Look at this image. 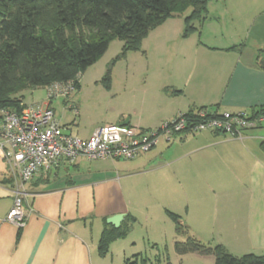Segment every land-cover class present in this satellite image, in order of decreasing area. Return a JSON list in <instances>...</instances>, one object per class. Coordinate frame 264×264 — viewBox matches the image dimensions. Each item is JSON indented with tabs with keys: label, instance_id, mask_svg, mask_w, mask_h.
<instances>
[{
	"label": "crops",
	"instance_id": "obj_1",
	"mask_svg": "<svg viewBox=\"0 0 264 264\" xmlns=\"http://www.w3.org/2000/svg\"><path fill=\"white\" fill-rule=\"evenodd\" d=\"M208 11L189 38L182 37L178 16L152 32L154 43L142 51L147 58L162 54L170 78L159 73L163 92L150 110H122L113 125L128 120V126L158 130L165 121L202 108L251 114L264 106V0H223ZM44 104L53 108V102ZM98 127L75 132L72 126L70 132L86 140ZM87 161L60 162L49 181L40 174L26 184L28 217L18 228L5 220L14 205L15 177L2 170L0 158V264H127L125 254L117 257L118 240L106 254L100 242L112 228L108 218L123 214L121 225H129L134 217L117 197L133 194L123 181L135 177H146L144 191L157 194L163 181L174 182L177 196L188 202L192 226L224 236L221 245L234 256H264V123L241 138L210 131L178 135L134 160L122 159L121 166L119 160ZM99 161H111L117 177L88 167Z\"/></svg>",
	"mask_w": 264,
	"mask_h": 264
},
{
	"label": "trees",
	"instance_id": "obj_2",
	"mask_svg": "<svg viewBox=\"0 0 264 264\" xmlns=\"http://www.w3.org/2000/svg\"><path fill=\"white\" fill-rule=\"evenodd\" d=\"M207 7V0H0V109L24 110V99L15 95L26 86L72 83L79 89L80 75L107 52L111 42H123V56L141 51L151 31L192 8L182 34L189 38L198 31L194 21L203 23ZM251 114L264 116V106ZM50 177L46 174V181ZM169 216L177 234L187 236L175 243L178 254L212 255L215 264H264V256L236 257L223 245L201 244L189 235L179 215L169 212ZM134 220L128 218L129 225L125 222L104 232L100 251L106 254L112 242L125 238Z\"/></svg>",
	"mask_w": 264,
	"mask_h": 264
},
{
	"label": "rangeland",
	"instance_id": "obj_3",
	"mask_svg": "<svg viewBox=\"0 0 264 264\" xmlns=\"http://www.w3.org/2000/svg\"><path fill=\"white\" fill-rule=\"evenodd\" d=\"M207 1V10L210 9L211 12L223 5V0ZM191 12L192 8H188L182 14L177 15L181 18V26H184L183 32L186 28L185 18L190 16ZM208 14L209 11L203 17H208ZM199 23V21H194L195 25ZM161 26L163 24L149 33L143 41L144 46L154 43L149 37ZM122 50V41L111 42L107 52L80 75V87L79 89L75 87L72 91L71 101L69 99L66 103L62 97L52 100L56 118L62 125L73 126L75 132L85 131L95 125L104 126L117 123L115 119L120 117L122 110L126 113H134L137 109L141 113L151 109L156 96L163 92V89L158 87L160 84H157V81H164V79L160 80L159 73H162V76L167 75V79L170 78L169 64L159 53L155 57L151 53L150 58H147L142 50L129 52L125 56L122 55ZM151 59L158 62L155 64L151 62ZM149 69L152 70L154 76ZM46 88L34 89L26 86L15 96L22 97L27 104H32L39 98L42 100L36 103H44V101L47 102ZM168 90L169 88H164V91ZM71 106L74 108L72 109ZM122 162L121 160L115 161L119 166ZM92 165L98 166L99 170L104 173L103 176L113 174L111 176L117 177L111 161L90 163L88 167L91 170L94 169ZM1 166L4 172L11 174L6 164L1 163ZM83 167L85 170L86 165ZM91 170L87 168L88 173ZM145 181L146 177L124 180V186L130 187L133 194L124 196L121 193V196L117 197L118 201L116 200L121 205L123 204L124 209L131 212L135 219L130 225L128 235L119 239L115 245L119 260L125 254L132 264H215V258L212 255L204 256L198 253L180 255L177 253L175 243L186 241L187 236L177 234L176 223L169 216V212L180 215L182 223L187 226L189 235L201 244L214 248L222 244L224 236L208 235L191 225L192 220L188 216V210H190L188 202H183L182 197L177 196L174 182L170 184L166 181L164 184L163 181L162 186L157 188V194L155 190L151 192L145 190L147 193L144 191ZM235 256L243 257L244 255L235 254Z\"/></svg>",
	"mask_w": 264,
	"mask_h": 264
},
{
	"label": "built area",
	"instance_id": "obj_4",
	"mask_svg": "<svg viewBox=\"0 0 264 264\" xmlns=\"http://www.w3.org/2000/svg\"><path fill=\"white\" fill-rule=\"evenodd\" d=\"M75 86L55 83L46 88L47 102L62 97L69 100ZM73 109L74 106H71ZM77 112V110H76ZM264 123L244 112L211 113L202 108L195 115L179 114L158 130H141L128 125L98 127L89 139H82L62 125L53 108L44 103L27 105L17 112L0 109V158L15 177L14 205L5 220L18 228L27 221L26 184L40 174H52L60 162L75 163L79 158L134 160L178 135L220 132L241 138L246 130Z\"/></svg>",
	"mask_w": 264,
	"mask_h": 264
},
{
	"label": "water",
	"instance_id": "obj_5",
	"mask_svg": "<svg viewBox=\"0 0 264 264\" xmlns=\"http://www.w3.org/2000/svg\"><path fill=\"white\" fill-rule=\"evenodd\" d=\"M261 66L264 68V58L263 60L261 61ZM128 120L123 123L122 125H128ZM124 219V215L123 214H119V215H115V216H112L110 218L107 219V223L111 226H113L114 228H119L120 225H121V222L123 221Z\"/></svg>",
	"mask_w": 264,
	"mask_h": 264
}]
</instances>
